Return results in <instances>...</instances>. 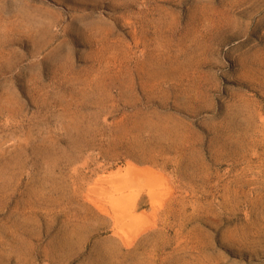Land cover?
<instances>
[{
    "label": "rangeland",
    "instance_id": "obj_1",
    "mask_svg": "<svg viewBox=\"0 0 264 264\" xmlns=\"http://www.w3.org/2000/svg\"><path fill=\"white\" fill-rule=\"evenodd\" d=\"M0 264H264V0H0Z\"/></svg>",
    "mask_w": 264,
    "mask_h": 264
}]
</instances>
